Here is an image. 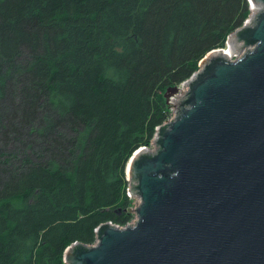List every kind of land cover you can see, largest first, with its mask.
I'll return each mask as SVG.
<instances>
[{
  "label": "trees",
  "instance_id": "obj_1",
  "mask_svg": "<svg viewBox=\"0 0 264 264\" xmlns=\"http://www.w3.org/2000/svg\"><path fill=\"white\" fill-rule=\"evenodd\" d=\"M247 0H0V264H67L133 213L126 164Z\"/></svg>",
  "mask_w": 264,
  "mask_h": 264
},
{
  "label": "water",
  "instance_id": "obj_2",
  "mask_svg": "<svg viewBox=\"0 0 264 264\" xmlns=\"http://www.w3.org/2000/svg\"><path fill=\"white\" fill-rule=\"evenodd\" d=\"M247 1L226 48L209 51L170 102L152 147L130 156L134 217L99 224L94 243L65 249L67 264H264V0Z\"/></svg>",
  "mask_w": 264,
  "mask_h": 264
},
{
  "label": "built area",
  "instance_id": "obj_3",
  "mask_svg": "<svg viewBox=\"0 0 264 264\" xmlns=\"http://www.w3.org/2000/svg\"><path fill=\"white\" fill-rule=\"evenodd\" d=\"M234 54H238V52H233ZM127 179V178H126ZM126 194L127 196L130 198V192H129V188H128V184H127V188H126ZM134 208H131V211L133 212ZM134 213V212H133Z\"/></svg>",
  "mask_w": 264,
  "mask_h": 264
},
{
  "label": "rangeland",
  "instance_id": "obj_4",
  "mask_svg": "<svg viewBox=\"0 0 264 264\" xmlns=\"http://www.w3.org/2000/svg\"><path fill=\"white\" fill-rule=\"evenodd\" d=\"M225 45H226V42H225Z\"/></svg>",
  "mask_w": 264,
  "mask_h": 264
}]
</instances>
